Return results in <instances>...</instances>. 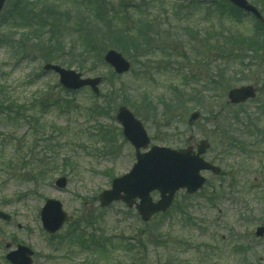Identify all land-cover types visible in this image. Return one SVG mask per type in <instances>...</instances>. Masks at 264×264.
I'll return each instance as SVG.
<instances>
[{
	"label": "rangeland",
	"instance_id": "1",
	"mask_svg": "<svg viewBox=\"0 0 264 264\" xmlns=\"http://www.w3.org/2000/svg\"><path fill=\"white\" fill-rule=\"evenodd\" d=\"M13 1L8 0L5 6L6 17L11 14ZM36 1L60 4L62 12L70 13V20L85 13L81 0ZM107 1L121 11L120 0ZM247 1L264 18V0ZM136 4L147 13L137 14L131 8ZM178 5L187 9H179ZM218 7L221 6L216 0H129L130 18L145 15L152 19L150 30L158 36L138 44L134 36L137 30H133L124 44L130 51H137L138 57L131 59L123 54L131 70L121 76L98 58L81 53L64 56L68 69L84 78L101 79L100 93L111 94L106 103L101 102H110L109 107L105 106L107 117L99 118L91 111L95 98L89 89L67 96L57 87L58 77L42 71L45 55L40 50H44L46 35L41 42L36 40L39 47L27 45V57L23 56L25 48L21 49L17 36L16 48L0 45V102L15 104L21 114L36 116L40 121V130L34 131L26 121L13 120L15 108L10 113L12 119L0 116V211L11 216L8 223L0 221V264H6L8 243L11 249L18 244L30 248L34 252L33 264H130L129 247L123 248L139 241L143 242L139 250L143 252L136 263L158 264L166 251L155 246L166 241L175 247L178 260L184 264H241L246 259L247 264H264V236L255 237V230L264 227V141H256L264 134V24L243 18L224 5V15L219 16ZM177 11L178 19L171 20ZM167 20L170 23L165 25ZM185 26H190L196 35L183 36ZM166 27H171L169 35ZM189 76L196 82H189ZM249 85L258 90L254 99L236 106L228 103L226 94L230 89ZM173 90L179 94L177 101L171 95ZM196 90L206 91V96L194 97ZM46 94L48 98L66 99L72 105L42 111L40 105ZM191 97L195 99L190 101ZM123 100L143 122L151 145L180 149L207 139L210 150L204 159L224 173L220 177L202 173L208 183L201 192L187 197L183 191L178 192L168 214L155 216L148 223L140 220L134 208L127 209L122 203L108 208L98 204L99 194L110 189L112 179L128 173L135 162L133 148L123 139L118 124L110 120ZM195 111L201 118L188 126L189 115ZM251 124L260 133L256 134ZM102 131L107 135L103 136ZM40 132H52L50 152L44 151L41 140L35 141ZM228 138L237 139L238 145L242 142L244 151L230 148ZM255 149L258 152L248 159L246 153ZM33 152L50 154L57 161L56 171L37 185L19 178L26 173L27 165L20 173L10 169L19 168L20 160ZM61 175L66 177L67 186L57 190L54 180ZM46 199L59 201L75 219L73 226L65 224L55 240H49L41 228L39 212ZM152 199L156 201L158 194L152 193ZM85 215L95 220L93 227L80 222ZM71 230L122 239L112 238L113 245L104 250L96 247L94 251H81L73 231L65 238V232ZM160 233L163 240L158 239ZM117 247L122 250L117 251Z\"/></svg>",
	"mask_w": 264,
	"mask_h": 264
},
{
	"label": "trees",
	"instance_id": "2",
	"mask_svg": "<svg viewBox=\"0 0 264 264\" xmlns=\"http://www.w3.org/2000/svg\"><path fill=\"white\" fill-rule=\"evenodd\" d=\"M82 3L85 6V13L84 15H80L77 18L72 17L70 20V13L62 12V6L60 4H56L54 2L45 1L38 3V1H34V3H30L29 0L23 2L21 0H15L13 1V5L11 6V14L10 16L2 15L3 18L0 22V45L6 44L9 46H14L16 44L14 42V36L18 37L17 41L20 42L21 49L25 48L28 49L27 45H36V48L39 47L36 40H40V42L43 40V35L47 36V39L44 43L43 49L40 50L43 52L46 62H55L62 66H66L69 68L64 61V56L67 58L68 56L72 55H78V53H81L85 57L91 58H98L99 60H102L103 52L107 49H115L119 52H121L124 55H128L131 59H134L135 57H138L137 51L132 52L130 51L127 46L124 43H128L129 40L128 37H131V34L133 30H137L135 36V40L138 44L143 43L146 44L149 41H152L153 38L156 37L158 34H153L151 32V25L153 23L152 19H148L147 16L144 15V17H138L134 20L130 18L129 14V0H120L119 2V9L121 10L116 11V9L112 6L111 3H109L107 0H81ZM221 7H218V15H224L223 7L228 6L232 11L237 12L232 7H230L227 3L216 0ZM20 2V4H19ZM222 4V5H221ZM134 7V8H133ZM179 9H187L184 5H178ZM131 8L136 10L137 14L143 13L146 11L141 10V6L139 4H136V6H131ZM134 11V10H133ZM177 11L175 13V17H171V20L178 19L176 17ZM238 13V12H237ZM85 18H88L90 21H84ZM146 18L145 21L143 19ZM182 18L179 17V20ZM132 22V23H131ZM176 22V21H174ZM155 23V22H154ZM170 23L168 20L166 21L165 25ZM156 24V23H155ZM87 25V27H86ZM163 25V23L161 24ZM94 26V28L90 29V27ZM170 26V25H169ZM171 27H166V35H169L171 31ZM7 31H15L14 34H5L2 30ZM168 29V30H167ZM175 27H173V30ZM190 27H185L183 29V33L185 37H188L196 35L195 33L190 32ZM21 33V34H20ZM189 33V34H188ZM68 42V48L66 49V41ZM127 40V41H126ZM125 41V42H124ZM34 43V44H33ZM123 43V45H122ZM80 48V50H79ZM222 48V47H221ZM262 48V47H261ZM216 49V48H215ZM69 65V64H68ZM177 65V64H176ZM206 91H198L196 90L194 97H205ZM210 93V92H209ZM194 97L190 98V101H193ZM111 98L110 95H99L95 97V103L94 106L91 107V111L96 115L100 117H107L105 115V106L109 107L110 102L108 104H101V102L106 103ZM179 96H176L174 94V100L177 101ZM195 99V98H194ZM127 100L122 101L121 106H125L127 104ZM72 105L70 101L62 100V99H53V98H46L45 102L43 104L44 107H56L61 108L63 105ZM15 108V115L18 120H27L29 125L33 124L35 117L34 116H25V114H21V112L18 110L20 109L19 106H16L15 104H3L0 102V116H4L5 119H12L10 117V113H12V109ZM163 113H166L165 111ZM21 115H23V118H21ZM220 116V113L217 114L215 119H218ZM110 119H113V117H110ZM248 121L252 122V120L248 117ZM16 121V120H15ZM31 122V123H30ZM39 125V123H37ZM253 127V130H255L256 133L259 132V129L254 127L253 124H251ZM37 130H40V126L37 127ZM36 131V130H35ZM231 132V131H230ZM225 133V132H224ZM260 133V132H259ZM41 135L37 138L35 141H42L44 144V151H51L53 150L51 148L53 144V137L52 133L46 134L40 132ZM106 133L105 131H102V135L104 136ZM107 135V134H106ZM36 139V138H35ZM259 137L256 138V141L259 142ZM261 139H264V134L261 135ZM227 142V138H223ZM228 146L232 149H238L239 151H244V145L241 142L238 145V140L234 138H228ZM243 145V146H242ZM256 153V152H255ZM255 153L253 151L247 152L246 157L248 159H251L255 156ZM25 159L29 161H25ZM19 168H16L12 166L13 168H10L13 170V172L20 173L25 168V165L28 167L26 168V173L22 174L20 179H24L25 181L31 182L33 185H37L40 180H43L47 178V176L56 171L57 167V161L55 157H50V154L45 153H36L33 152L30 156L27 158H24L20 161ZM224 174V173H223ZM222 174V175H223ZM221 175V176H222ZM179 213L183 214V209L178 208ZM146 235V233H143ZM158 239L163 240L162 234H158ZM78 240H80L79 247L80 249H88L89 247H97V245L103 246L101 243H104V240L102 237L96 238L93 235H90L88 238L83 236L82 234L79 235ZM126 245V244H125ZM143 246V242L139 241V244L136 245H126L124 250L128 248L127 255L131 256V261L129 260L128 263L130 264H142V263H136L138 256L140 255L143 250L139 251L140 248ZM183 247V245H181ZM99 247V246H98ZM104 247V246H103ZM155 247L160 248L161 250L166 251V256L159 257L158 264H184L183 262L178 260L177 255L175 254V247H171L167 245V242L164 241L160 245H156ZM120 249V247H117L116 249ZM122 249V248H121ZM104 250V248H102ZM244 253L245 251L242 250ZM126 257V256H125ZM248 261L242 260L241 264H247ZM124 264V263H123Z\"/></svg>",
	"mask_w": 264,
	"mask_h": 264
},
{
	"label": "water",
	"instance_id": "3",
	"mask_svg": "<svg viewBox=\"0 0 264 264\" xmlns=\"http://www.w3.org/2000/svg\"><path fill=\"white\" fill-rule=\"evenodd\" d=\"M233 6L244 12L253 15L258 20H262L258 11L246 0H227ZM5 0H0V12ZM106 64L111 66L118 75L129 71V63L117 52L110 50L104 56ZM45 71L52 70L59 75L62 86L70 90H78L82 87H90L94 93H98L97 86L101 83L100 78L82 79L80 74L67 71L56 65L44 66ZM233 104H239L253 99L255 90L250 87H241L231 90L227 95ZM198 113L190 116L189 123L197 120ZM115 120L123 128L124 138L134 147L136 163L131 171L112 181L111 190L104 191L99 196L100 205L106 207L114 201H122L128 207H132L135 199H139L136 209L142 219L147 222L152 215L165 212L171 205L175 193L180 189H185L188 195L196 193L205 183V179L200 175L202 171H209L214 175H219L220 169L204 161L201 157L209 148L207 141H201L196 151L188 147L181 150H170L168 148L151 147L147 153H140L141 149H146L149 139L142 124L125 108L120 107ZM55 185L62 189L66 185V180L60 178ZM157 191L160 200L152 202L150 193ZM41 223L44 231L49 234L59 230L65 221H71L61 210V205L55 200H47L40 211ZM0 220L8 222L10 217L0 211ZM264 234V228H258V237ZM6 248H10L7 245ZM32 251L25 246H17L14 251L6 255V259L11 264H32Z\"/></svg>",
	"mask_w": 264,
	"mask_h": 264
}]
</instances>
